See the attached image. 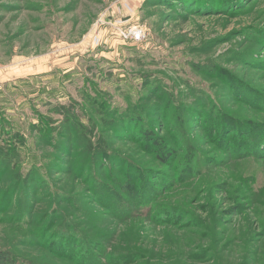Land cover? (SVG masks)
Masks as SVG:
<instances>
[{
  "label": "rangeland",
  "instance_id": "374dc122",
  "mask_svg": "<svg viewBox=\"0 0 264 264\" xmlns=\"http://www.w3.org/2000/svg\"><path fill=\"white\" fill-rule=\"evenodd\" d=\"M62 106L108 156L93 160ZM246 123L264 124V0H0V250L21 264H264V149ZM55 236L79 245L54 251Z\"/></svg>",
  "mask_w": 264,
  "mask_h": 264
},
{
  "label": "trees",
  "instance_id": "16d2710c",
  "mask_svg": "<svg viewBox=\"0 0 264 264\" xmlns=\"http://www.w3.org/2000/svg\"><path fill=\"white\" fill-rule=\"evenodd\" d=\"M168 1L170 2V0H168ZM176 1L186 3V0H176ZM191 1H194V0H191ZM160 92L161 91H157L156 94L158 95ZM161 98H163V97H161ZM166 98H167V95L164 96V100ZM61 112L66 117L64 127L67 126L71 121L75 120L74 117L72 115H70V112H69V110L66 107L62 106L61 107ZM107 114L111 117V115L114 114V113L111 112V111H109ZM206 117H207L206 119L205 118H202V121L205 120L204 122L205 123L207 122L206 125H209L208 121H210L211 118L208 117L207 115H206ZM233 119L237 120L234 117V115H232L230 117H224V124L228 125L232 129H235L237 126H239V123L233 122ZM75 122H76V126H78V128L80 130V133L82 134L80 138L83 139V142H84V145H85V150H86V152L90 153L93 156V160H96V159H98V160L101 159L102 160L105 156H108L109 155V153H108L109 152V149L107 147V143H106L105 139L103 137H101L97 141L93 140V134H94L93 133L94 132L93 129L91 131H88V127L85 126L83 123L77 122L76 120H75ZM100 122H101V124L106 125V126H109V127H112L114 125V122L112 121V119L109 120V121H107L106 119H101ZM133 123H135V124L137 123V125L138 124H142L143 123V119L141 117H134V122ZM251 127H253V126L250 123H246L245 126H244V128H242L239 133H242V136H244V135H247L248 136L247 143L248 144L253 143V150L254 151L255 150L258 151L259 149H264V124L263 125H260V126H257L256 125L254 127L255 129H254V131L252 133H250V132L247 133V131H246L247 128H251ZM93 128L95 129V124H93ZM256 128H258V129L260 128L259 131H261L258 137H257V134H256ZM232 129L230 130V132L228 131V133L226 135L227 138L228 137H230V138L236 137L234 135V132H233V134H231ZM83 132H84V135H83ZM215 132H217V131H215ZM215 132L213 134H215ZM221 133H223V131H221ZM88 134L90 135L89 137L87 136ZM210 134L211 133H209V135ZM213 134H211V137L213 139H215V137H214ZM144 136L147 137V140L149 142H151V143H153L155 145L154 147L157 149V151H159V153L164 154V156H161V158L163 157L164 163H168V161L171 158H174L175 157L176 153H174L173 151H170V148H168V145H167L166 141L162 137H159V136L155 135V133L153 131H150V130L147 131L146 133H144ZM237 140H235V141L237 142ZM238 143L239 142H237V144ZM229 144H231V143L229 142ZM58 147L63 148V145L62 144L61 145H58ZM15 152L17 154V151L16 150H15ZM164 152H166V153H164ZM16 154H14V155H16ZM0 156H2L1 159L2 158H5V156L3 154H0ZM10 157H11V160H10V158L6 157V159L4 161V164L6 165V167L12 166V161H13L12 157L13 156L10 155ZM1 159H0V162H1ZM195 172L196 171H186L185 174H184V177H187V178L188 177H191L192 175H195ZM28 182L29 181L27 179L26 184ZM100 190H103L102 186L99 187V189H96L95 188L94 191H100ZM134 196L136 198L139 195L134 194ZM106 199H108V200H110V201H112L114 203V200L115 199L113 197V193L110 192V193L106 194ZM71 243H77L78 244L79 242H78V240H76V238H73V237H69V238L64 239V238H59V237H56L55 236L53 238V242L51 243V248L55 251L61 245L65 249H68V248L70 249L71 248ZM65 249H62V250L66 251ZM71 250L74 251V248H71ZM73 255H74V252H73L72 256ZM89 255L91 256V258L88 257L89 259H92V260H95L96 261L97 258L95 256V253L90 252ZM0 264H21V263L12 254V252L5 251V250H0Z\"/></svg>",
  "mask_w": 264,
  "mask_h": 264
},
{
  "label": "built area",
  "instance_id": "2783aa9c",
  "mask_svg": "<svg viewBox=\"0 0 264 264\" xmlns=\"http://www.w3.org/2000/svg\"><path fill=\"white\" fill-rule=\"evenodd\" d=\"M127 32L129 33L127 35H129L130 38H132V39H135V38L136 39H141V38H144V36H146V33H145L146 31H145L144 28L143 29H141V28H139V29H131V30L129 29V30H127ZM130 34H132V36Z\"/></svg>",
  "mask_w": 264,
  "mask_h": 264
}]
</instances>
